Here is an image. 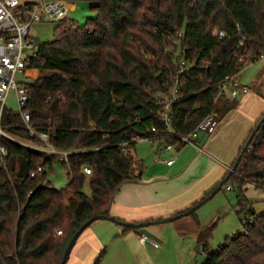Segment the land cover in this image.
Wrapping results in <instances>:
<instances>
[{"label":"trees","instance_id":"16d2710c","mask_svg":"<svg viewBox=\"0 0 264 264\" xmlns=\"http://www.w3.org/2000/svg\"><path fill=\"white\" fill-rule=\"evenodd\" d=\"M88 1L94 16L82 26L61 21L55 40L40 42L29 65L39 77L24 83L31 127L47 133L49 144L58 149L79 150L70 154L69 166L61 162L70 175L66 188L53 187L48 170L53 171L58 155L39 149L45 144L29 136L21 113L6 106L0 116L5 133L0 145L8 150L0 158V255L5 264H60L73 235L91 217L109 215L121 186L144 170L133 138L172 141L158 112L181 61L187 68L172 113L176 135L193 131L210 113L221 118L234 109L237 99L215 102L217 84L264 54V0ZM215 29L225 36L214 35ZM85 167L92 172L86 174ZM253 178L264 182V123L236 170L230 168L195 204L236 184L238 212L252 220L244 223L245 233L213 250L212 227L202 228L197 244L207 253L203 264H264V211L245 204L244 188Z\"/></svg>","mask_w":264,"mask_h":264},{"label":"crops","instance_id":"0c3cea01","mask_svg":"<svg viewBox=\"0 0 264 264\" xmlns=\"http://www.w3.org/2000/svg\"><path fill=\"white\" fill-rule=\"evenodd\" d=\"M69 5L74 8L76 3L69 2ZM257 61L264 64V60ZM33 73L34 79L40 75L36 69L29 70L30 75ZM244 73L243 69L239 81L249 87L250 92L240 95L234 109L220 118L215 134L200 137L199 143L203 140L202 151L197 152L195 147L186 145L177 154L175 151L162 153L163 161L175 157V162L168 166L163 161H155L153 143H150L153 154L144 146L135 149L144 170L137 180L121 186L110 208L112 218L130 223L171 218L202 201L205 194L220 182L264 115V65L257 66L256 73L248 79L249 85L242 81ZM229 138H233L234 149L226 155L225 159L230 164L224 168L204 154L214 142ZM221 155L224 158L222 152ZM164 224L148 228L159 237L155 239L159 246L154 248L151 244L141 243L139 230L126 229L108 219L95 221L80 234L66 264H93L102 252L104 255L99 264H166L165 259L172 251H177L180 256L177 264H186L183 255L189 251L190 245L197 244L200 230L206 225L201 223L199 215L191 213L169 222V226Z\"/></svg>","mask_w":264,"mask_h":264},{"label":"built area","instance_id":"2783aa9c","mask_svg":"<svg viewBox=\"0 0 264 264\" xmlns=\"http://www.w3.org/2000/svg\"><path fill=\"white\" fill-rule=\"evenodd\" d=\"M69 5L63 0H0V116L3 108H5L7 98L10 92L14 91L16 94L17 104L20 105V113L23 121L29 130V136L33 139H40L44 146L39 149L47 153H55L58 155V160L69 166L70 154L78 152L79 150H63L58 149L49 144L50 137L45 132H37L31 127V116L26 110L29 101V93L25 87L26 82L30 80L29 65L34 57L38 55V47L40 41L34 37V26L47 22H61L68 16ZM214 35L224 37L225 33L215 29ZM258 60H264V54L259 56ZM179 74L171 77V85L167 94L163 98V107L159 110L158 115L166 124V135L172 141H165L156 136L152 137H138L135 136L133 141H148L153 143V150L155 153V161L161 162L162 153H169L170 151H178L179 147H186L191 145L202 151L198 146V142L202 135L211 136L216 133L220 123L219 115L216 112L210 113L203 118L197 125L196 129L185 135H176L173 133L171 124L173 120L174 105L179 101L182 83L180 75L187 68L185 61L179 63ZM244 69V68H243ZM242 69V70H243ZM242 72V71H241ZM241 72L227 77L217 84V96L215 102H231L240 95H245L250 92V88L243 85L239 81ZM153 128L148 133L155 132ZM5 134L0 128V135ZM127 153V150H123ZM8 156V150L5 146L0 145V158L3 159ZM168 166L175 162V157L169 160H164ZM230 170V169H229ZM232 170V169H231ZM41 171V167L37 168ZM85 173L92 172L88 167L84 168ZM37 172H32L31 177H35ZM256 186L264 189V182L253 178ZM227 191H235L232 184L226 186ZM33 192H31L32 194ZM245 224L251 223V216L245 214L243 218ZM57 235H62V231L58 230ZM140 241L143 244H151L154 248L158 247V242L150 239L148 236L142 234Z\"/></svg>","mask_w":264,"mask_h":264},{"label":"rangeland","instance_id":"374dc122","mask_svg":"<svg viewBox=\"0 0 264 264\" xmlns=\"http://www.w3.org/2000/svg\"><path fill=\"white\" fill-rule=\"evenodd\" d=\"M65 2L68 5L69 2L76 3L74 8H71L69 5L67 19L75 22L78 25H84L88 20L87 18L94 16V13L92 12L90 6L91 3H89L88 0H67ZM60 23L61 22L45 21L41 24H37L34 26L33 35L42 43L52 42L56 38V28ZM261 63H263V61L252 62L250 63V65H246L244 67L245 73L242 78L244 84H250L248 79H250L254 75V73H256L257 66L264 65ZM33 77L34 73L31 74L29 81H33ZM6 105L14 112H20L21 108L20 105L17 104L16 94L14 91L10 92L7 98ZM219 105H221V103H219ZM205 137L207 138V136ZM202 142L203 140L200 143L198 142L199 147H202ZM24 143L33 145L32 143L27 141H25ZM139 146H144L145 150L153 154L150 142L144 140L138 141L135 145V149L139 148ZM233 149V138H229L226 140L219 139L212 144V148L207 149V153H205L204 155L225 168L230 164V161H226L225 159L226 155H230ZM197 150V152H199V149ZM175 152L176 154L178 153V151ZM221 152L224 154V158L222 157L223 155H221ZM52 167L53 171L48 169L47 170L48 178L52 182L53 187H56L58 189L66 188V185L68 184L70 179L69 171L66 170V168L59 161L54 162ZM225 174L220 178V182L224 178ZM220 182L212 189L216 188L220 184ZM84 186L85 192H89L90 186L88 184H85ZM233 186L236 192H228L225 185L223 189L212 195L210 199H208L202 206H200V208H198L194 212L195 215L200 216L201 223L203 225H206V227H212L213 233L209 242V247L212 250L217 249V247L220 246L226 238L232 237L238 233H245V226L243 222L244 214L238 212V210L240 209L239 198H237V195L239 194V188L236 184ZM245 187L246 188H244V193L247 197V202L245 203L247 205V209H255L257 213L263 212L264 189L256 186L254 183H247ZM164 225L169 226L170 224L166 223ZM190 246L188 248L189 251H186V254L183 255L184 262L186 264H203L206 261L207 253H202L198 249V244L194 243L192 247ZM179 260L180 256L177 251H172V254L167 256V259H165V263L177 264Z\"/></svg>","mask_w":264,"mask_h":264},{"label":"water","instance_id":"95a60500","mask_svg":"<svg viewBox=\"0 0 264 264\" xmlns=\"http://www.w3.org/2000/svg\"><path fill=\"white\" fill-rule=\"evenodd\" d=\"M264 123V117L256 124V126L254 127V129L252 130V134L251 136L248 138L247 142L244 144V146L242 147V151L241 153L239 154V156L236 158V161L234 162V166L232 168V171H235L236 168L238 167L239 165V162L240 160L242 159L243 155L245 154V152L248 150L249 148V145L250 143L252 142V139L253 137L257 134L258 132V129L261 127V125ZM260 174H262L260 172ZM203 204V202L191 207L190 209H188V211L184 212L183 215L184 216H188V214L192 213L193 211H195L196 209H198L201 205ZM181 217V215H176V216H171V218H167V219H158V220H155V221H146V222H138V223H130V222H125V221H119V220H116L114 218H112L110 215H96V216H93L91 217L87 223H85L72 237L70 243L68 244L66 250H65V254H64V257L61 261L60 264H66L70 255H71V251H72V248L73 246L75 245V243L77 242V240L79 239L80 237V234L86 230L88 228V226H90L93 222L95 221H98V220H105V219H108V220H112L116 223H118L119 225L121 226H124V227H127V228H132V229H135V230H139V232L141 234H144L146 236H148L150 239L154 240L155 239H158L159 237L150 232L149 231V227L152 226V225H155V224H163V223H169L177 218ZM0 264H5L1 255H0Z\"/></svg>","mask_w":264,"mask_h":264}]
</instances>
